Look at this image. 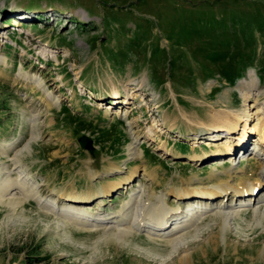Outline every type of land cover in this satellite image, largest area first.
Returning <instances> with one entry per match:
<instances>
[{
    "label": "rangeland",
    "instance_id": "rangeland-1",
    "mask_svg": "<svg viewBox=\"0 0 264 264\" xmlns=\"http://www.w3.org/2000/svg\"><path fill=\"white\" fill-rule=\"evenodd\" d=\"M0 55V146H11L0 153L2 177L16 176L12 158L29 143L20 164L41 194L107 189L80 205L109 217L91 230L64 225L35 198L15 211L0 203V264H179L184 251L188 264H264V221L254 222L251 196L234 228L221 231L209 212L173 253L140 230L119 240L110 223L141 185L144 199L153 192L172 208L203 209L217 182H264V153L251 149L264 125V0H0ZM234 120L254 130L245 143L235 146L241 129L209 138ZM119 179L128 183L112 188ZM180 189L203 192L178 199ZM258 189L253 198L264 183ZM215 200L236 202L231 193Z\"/></svg>",
    "mask_w": 264,
    "mask_h": 264
},
{
    "label": "bare ground",
    "instance_id": "bare-ground-1",
    "mask_svg": "<svg viewBox=\"0 0 264 264\" xmlns=\"http://www.w3.org/2000/svg\"><path fill=\"white\" fill-rule=\"evenodd\" d=\"M5 59L2 55H0V62H3ZM23 76V73L19 70L18 76ZM26 78L33 79L32 76H26ZM33 84L38 87H42L41 80L38 78L33 79ZM121 96V90L113 89L111 92L110 98L112 100H116L115 102H119V98ZM55 97V96H53ZM56 102V97L54 98ZM127 103L128 101H122ZM116 109V116L121 114V110ZM125 110V109H124ZM259 111V110H258ZM37 112V113H36ZM35 115L32 118L33 123L36 122L38 118V111H36ZM126 114V112H124ZM246 121L244 123L243 128L240 127V122L242 120H234L228 121L226 124L215 125L209 130V138L213 139L214 137H219L218 132H225L230 134V136L234 137V134H237L240 129V134L235 137V146L239 147L241 144L245 143L246 139L250 137L253 133L252 130H247ZM159 125L156 121L150 127V129L157 128ZM189 125V124H188ZM258 137L255 140V146L252 149L253 152H260L259 154L264 153V125L260 128L257 133ZM36 136V135H35ZM137 137V136H136ZM135 137V138H136ZM145 137H149L146 135ZM153 135L150 136V139H153ZM223 137V136H222ZM30 141V140H29ZM136 142V141H135ZM194 144V143H193ZM231 144V143H230ZM133 145V144H132ZM196 147V146H195ZM9 148H11L10 144H3L0 146V153L7 154ZM29 149V143H27L22 149L16 151L12 158L13 163L16 165V176H11L10 170L6 173V177H2V170L0 169V203H5L11 207L12 210H16L19 205L23 203L24 200L28 198L38 199L37 204L41 206L43 210L50 213H55L57 216L62 217L65 220L64 225L67 223H73L78 227L84 229H96L99 227L98 221H107L109 218L106 214H94L92 210H87L82 208L80 205L82 201L85 199H89L92 196L100 197L107 196V189H103L100 193L95 189L86 188L85 190H81L76 192L72 196H64L62 192H56V198H51L48 195L41 194L40 190L37 188L36 183L33 182L29 173L26 172L24 166L20 164L23 149ZM128 153L134 155L137 153L136 149H134L131 144L128 145ZM222 153H231L232 148H227L226 152H221L218 155H222ZM257 154V155H259ZM215 163V162H214ZM219 163V162H218ZM263 164V163H262ZM93 174L90 178H93ZM260 177L263 178L264 181V167L261 170ZM259 177V178H260ZM260 181V180H259ZM128 183L126 179H119L112 184V188H119ZM261 183H257L256 181L250 182L246 181L244 186H241L239 189L232 188L228 182H217L212 190L206 193L207 197L210 199H214L209 207L204 206L202 209V205L199 206L197 203H189L188 207L180 206V207L172 208L167 202L160 198L161 195H155L153 192H148L146 194V199H144V187L141 185L137 190V194L133 192L131 194V198L128 201V207L120 215H123L119 219H113L110 221L115 227L116 232H114V236L119 240H124L126 237L131 236L132 233L142 230L144 233H147L148 237H151L153 240H160L169 244L171 247L170 252H177L181 247L187 244V238L185 234H187L186 229L195 226L198 227V222L203 219V217L207 213H213L214 216H218L220 219L219 228L221 231L225 232L229 228H234V220L236 217L240 216L241 211L246 209H251L248 204H243L244 201L246 203V199L251 200L253 203L251 207H253L254 211V222L256 224H263L264 221V195L262 198H253L252 195L260 193L259 185ZM13 189H18L20 195L7 198L8 193H10ZM261 189V188H260ZM257 191V192H255ZM203 191L198 192L197 190L192 192L190 190L180 189L178 190L174 196L178 199H194L199 198ZM231 193L233 198L235 197L236 202H228V201H219L215 202L217 197L223 196L226 197ZM219 195V196H218ZM249 196L248 198L243 199L244 197ZM9 197V196H8ZM151 197V198H150ZM204 197V196H203ZM243 197V198H242ZM102 198V197H101ZM242 198V199H241ZM202 199V198H201ZM61 200L67 201V203L62 204ZM102 199L99 200L101 202ZM234 199H231V201ZM194 201V200H193ZM240 201V202H238ZM104 202V200H103ZM215 202V203H214ZM239 203L238 205L236 203ZM105 203V202H104ZM249 203V202H248ZM102 204V203H100ZM202 204V203H201ZM99 213H106L102 210L97 209ZM96 212V211H95ZM110 215V213H109ZM115 218V217H114ZM108 222V221H107ZM174 223H176L174 225ZM106 224V223H103ZM102 224V225H103ZM101 227V226H100ZM152 228V229H151ZM197 229V228H196ZM198 231V229H197ZM220 231V232H221ZM222 232V233H223ZM221 233V234H222ZM111 234V233H110ZM113 234V233H112ZM111 236V235H110ZM108 236V237H110ZM264 250V249H263ZM170 253V254H171ZM169 254V253H168ZM190 252L184 251L181 252L177 258L179 264H188ZM162 257V256H161ZM170 257V256H169Z\"/></svg>",
    "mask_w": 264,
    "mask_h": 264
},
{
    "label": "water",
    "instance_id": "water-1",
    "mask_svg": "<svg viewBox=\"0 0 264 264\" xmlns=\"http://www.w3.org/2000/svg\"><path fill=\"white\" fill-rule=\"evenodd\" d=\"M88 140H89V138L87 136H85V135L81 136L79 138V144H80V146L81 147H85L86 144H87V142H88Z\"/></svg>",
    "mask_w": 264,
    "mask_h": 264
}]
</instances>
